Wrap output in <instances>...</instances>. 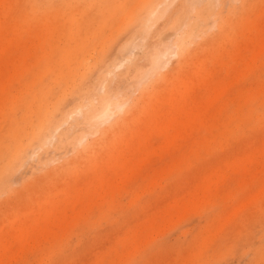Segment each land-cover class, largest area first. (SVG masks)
I'll list each match as a JSON object with an SVG mask.
<instances>
[{"label":"rangeland","instance_id":"rangeland-1","mask_svg":"<svg viewBox=\"0 0 264 264\" xmlns=\"http://www.w3.org/2000/svg\"><path fill=\"white\" fill-rule=\"evenodd\" d=\"M13 139L0 264H264V0H0Z\"/></svg>","mask_w":264,"mask_h":264},{"label":"bare ground","instance_id":"bare-ground-1","mask_svg":"<svg viewBox=\"0 0 264 264\" xmlns=\"http://www.w3.org/2000/svg\"><path fill=\"white\" fill-rule=\"evenodd\" d=\"M168 0H165V2H167ZM193 2H197V4L199 3V0H190V4L192 5ZM202 12L199 13V19H201L202 21V15L203 13H207V7L206 6H203L202 8ZM163 11H165V8L162 9ZM200 10V9H198ZM161 11V13L163 12ZM150 17L148 18L147 20V23L145 25V29L146 31H148L150 28H151V24L152 22H154L157 18L160 17V11H154V12H149ZM171 51L169 50H166V48H164L162 51H160L157 56H156V59H155V68H158L157 66V62L158 60L161 58V57H166V55H169L168 53H170ZM175 51H173L174 53ZM172 54V52L170 53ZM177 54L176 56H178V53L175 52L174 55ZM173 56V55H172ZM169 61V59H168ZM154 68V69H155ZM157 70V69H156ZM69 76H65L64 78L60 79V81L58 82L59 83V88L60 90H65L66 86H67V82L69 80ZM91 86H88L87 87V95L90 94L91 92ZM116 96H112L111 94H108L104 97H102V103L101 104V108L95 112H93L92 116H91V120H94L96 122H98V120H101V122L103 121V123H106L109 119H111L112 117V113H113V110L111 109L112 105L115 103V105L117 104V109H119L120 112L124 111L125 110V106H126V102L124 101H121V100H118V98ZM61 110L60 109H57V111L55 113H53L51 115V117H46V118H43L40 122V125H41V131H40V134L39 135H43V133L46 134V132L50 131L54 126L57 125V123L59 122V116L61 114ZM93 121V122H94ZM95 123V122H94ZM93 123V124H94ZM92 125V124H91ZM94 126V125H92ZM101 130V129H100ZM23 153H24V150L20 147H18L16 145V140L13 139V141L11 142V146L10 148L8 149V151H2L0 153V161H5V164H6V170L7 172L4 174V177H8L11 173L14 172V170L16 169V167L18 166V164L20 163L22 157H23Z\"/></svg>","mask_w":264,"mask_h":264}]
</instances>
